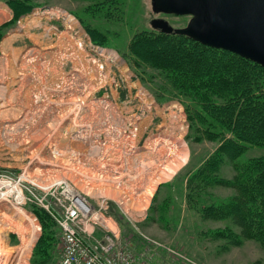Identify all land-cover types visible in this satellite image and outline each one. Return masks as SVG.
I'll return each instance as SVG.
<instances>
[{"label":"rangeland","instance_id":"374dc122","mask_svg":"<svg viewBox=\"0 0 264 264\" xmlns=\"http://www.w3.org/2000/svg\"><path fill=\"white\" fill-rule=\"evenodd\" d=\"M152 18L179 28L190 16L155 12L151 0H0V182L22 190L19 207L39 226L28 264H54L62 253L52 215L56 198L47 194L40 202L44 187L32 182L57 175L91 201L104 199L127 242L138 244L142 233L189 264H264V192L251 196L254 188L264 189V71L237 100L235 90L196 69L206 58H196L185 37L165 36ZM145 38L175 47V61H149ZM188 51L196 53L187 57ZM191 58L195 66L187 62ZM84 96V106L77 107ZM225 107H232L231 120ZM4 125L24 131L4 133ZM80 132L85 138L76 137ZM173 136L182 141L178 156L185 157L145 207H125L115 194H89L68 169L37 159L51 160L57 148L62 163L95 174L102 168L115 178L134 171L136 159L147 161L155 145ZM230 138L245 148L234 152ZM106 145L107 167L99 161L95 166L89 155ZM23 170L31 176L23 177ZM149 170L142 184L135 179L122 186L126 199L143 192ZM14 209L7 206L0 214ZM245 213L252 221V213L261 218H255L262 231L257 237L243 223ZM4 233L3 247L13 255L21 238L17 231Z\"/></svg>","mask_w":264,"mask_h":264},{"label":"bare ground","instance_id":"6f19581e","mask_svg":"<svg viewBox=\"0 0 264 264\" xmlns=\"http://www.w3.org/2000/svg\"><path fill=\"white\" fill-rule=\"evenodd\" d=\"M67 16H68V19L69 18H70V20L73 19L72 16H70V15H67ZM47 53H49V52H46L43 54H47ZM98 74H100L99 71H98ZM75 90H77V89H75ZM3 95H5V94H2L1 96H3ZM85 98L86 97L84 96L79 103L76 102V106L77 107L80 105H81V107L84 106L85 101H86ZM0 99H1V97H0ZM86 105H87V103H86ZM73 123H75V122H73ZM4 126H5L4 133L11 132V131H13V132L24 131L21 129L20 126L16 127V128H12V127L10 128V127H8L9 125H4ZM168 129L169 128H167L166 130H168ZM85 135H86L85 133L82 134L80 132L78 134V136L76 135V137L85 138L84 137ZM95 135H97V134H95ZM170 138L173 139L174 136L170 137ZM87 139L90 140L91 137H87ZM91 142H92V139H91ZM157 142H159V140ZM181 143H182V141L179 138H176V139L174 138L173 140H171L170 143L166 141L162 147L155 145L154 148L156 150L150 152V154H151L150 159H148L147 161H140L139 159H136L135 160L136 162L132 166V167H134L133 168L134 171L128 170V172L126 173L125 176L120 175V176L115 177V178H113L109 175H106L107 173H105L104 169H102V168H101V170H102L101 172H99V173L97 172L95 174L91 171L78 168L77 166H74L73 164L68 165L67 162L62 163L63 159L60 157L61 151L58 150L57 148H55L54 151L52 152L53 156H52L51 160L47 161L46 159L44 160V158H42V157H39L37 159L43 161L44 164L60 166L62 168L68 169L69 172L72 173V175H70V173H69V175H70L69 177L72 176L75 181H78L80 183L81 189L83 188V190H85L89 194H96L98 196H100V195L106 196V195H110V194H115V196H117L119 198V200H121V203L125 207H132V208L137 207L138 208V207H145L146 206L150 197L153 195V192H154V189L156 188V185L160 181L169 177L175 171V168L178 167V165L180 164V160L184 159L185 156L181 152H180L181 155L178 156L179 149L177 148V146H179V144H181ZM101 148H103V150H100ZM101 148L96 149L89 156L90 157L92 156L90 158L91 160L96 161V162L99 161L100 163H104L101 165L106 166V163H105L106 157H107L106 151H107L108 146L107 147H101ZM113 151H114V149H113ZM147 153H149V151ZM171 156L172 157L176 156V157L170 160L169 158H171ZM179 157H180V159H179ZM163 159H165V160H163ZM164 161L166 163L163 164V168H161L160 164ZM99 162H98V164L95 163V166H100ZM146 169H150L148 172L149 174H147V177H146L148 179H151L150 182L147 181L148 179H145V182L146 181L148 182V184H146L147 186L143 187V189H144L143 192L138 193V196L134 200L126 199V196H124L125 194L124 195L121 194V191L123 190L122 186L123 185L124 186L125 185L131 186L134 183L135 179H136V184H142L143 178H144V176H146V173H145ZM23 172H24V170H23ZM151 174H153V175L151 176ZM62 175L65 176V174H62ZM22 176L23 177H30L31 175H30V173H27L25 171L24 173H22ZM141 176H143V177H141ZM56 177L55 176L54 177L49 176V178L44 181V178L37 176V178H35L34 180L32 179V182L37 181L36 182L37 185H39V186L43 185V187L45 189V188H48L50 186L53 187V186L59 185L58 183H60V182H58V179H56ZM126 177H127V179L125 180ZM63 181L68 183V186L70 187V189H72V190L75 189V186L71 185L70 182L67 181V179L63 180ZM75 181H74V183H75ZM131 181H133V182H131ZM100 183H102V185L103 184L104 185L102 186ZM3 186L7 187V189L5 191L0 190V201L1 200H6V201L3 202L2 204H0V210H2L3 208H5L7 206H9L10 208H15V209L13 210V213L10 215L6 214V212H3L2 214H0V264H28L27 263V254L29 253L33 243L36 241V239L38 237L39 226L36 223L35 219L30 214H28L26 211H24L22 208L19 207V203H21L24 200V194H23L22 190L15 185H11L10 182L7 180H5ZM3 186H2V183L0 182V189ZM110 187H112V188H110ZM75 190H77V189H75ZM11 196H14V198L10 199ZM15 216H17L19 218V221L15 219ZM5 230L17 231L20 238H21V241H22L20 248L13 255L11 254L12 252L9 253L10 252V251H8L9 249L7 250L5 248V246L3 247V245H4L3 239H5L4 238L5 237V233H4Z\"/></svg>","mask_w":264,"mask_h":264},{"label":"built area","instance_id":"2783aa9c","mask_svg":"<svg viewBox=\"0 0 264 264\" xmlns=\"http://www.w3.org/2000/svg\"><path fill=\"white\" fill-rule=\"evenodd\" d=\"M42 189L40 202L47 194L56 198L58 211L53 213L60 228L62 253L54 264H189L171 248L161 249L142 233L143 244L127 242L117 221L109 214L102 199L95 203L68 183ZM48 207V205H45Z\"/></svg>","mask_w":264,"mask_h":264},{"label":"water","instance_id":"95a60500","mask_svg":"<svg viewBox=\"0 0 264 264\" xmlns=\"http://www.w3.org/2000/svg\"><path fill=\"white\" fill-rule=\"evenodd\" d=\"M151 1L155 12L190 16L179 28L164 18H152L153 27L237 53L264 67V0Z\"/></svg>","mask_w":264,"mask_h":264},{"label":"trees","instance_id":"16d2710c","mask_svg":"<svg viewBox=\"0 0 264 264\" xmlns=\"http://www.w3.org/2000/svg\"><path fill=\"white\" fill-rule=\"evenodd\" d=\"M163 34H165V36L167 35V36L185 37V40L190 43L186 46H191V48H189V49L197 51V53L192 52V51H191V53L192 54L196 53V56H195L196 58L199 56H201L203 59L206 58V61H202L200 66H195V64H193L195 58H191L189 61L187 60V62H189V64L197 67L196 69L200 70V73H203L204 76L209 77V78H215L216 80H218L219 83H221L223 85V88L229 89V91H231V93H232V89L235 90L234 93L236 95L237 100H239L240 97L243 94H245V92L248 93V91H250L249 85H250V82H252L251 80H253L255 74L259 75L261 72L264 71V67H262L260 64L254 62L250 59H247V58H245V57H243L237 53H234V52H231V51H228L225 49L207 46L205 44H202V43H200L194 39H191L185 35H182V34L178 35L176 33H165V32H163ZM160 44H164L165 46L161 47ZM141 45L149 53V54L147 53V58L149 61L154 62L155 60L158 59V57H159V60H162L164 62V64L170 63L174 60L173 58L175 57V53H174L175 47H173V46L169 47V46H167V44L159 42V40L147 39V38H145L141 41ZM155 46L158 47V49H160L162 51L158 52L157 48H155ZM159 46L161 48H159ZM162 52H163V55H160ZM192 54H190V51H188L187 55L185 54V56H187V57L190 55L193 56ZM214 55H218V58H215V59H218V61L216 60L215 65H213L214 67H216L215 69H213V66L210 63V60H212V61L214 60L213 59ZM160 57H162V58H160ZM221 61H225L226 63L221 62ZM218 72L220 74H218ZM229 105L232 106L233 103L230 102ZM224 111L226 112L229 120H231L232 116H233L232 107H229V108L225 107ZM242 122H245V121L243 120ZM241 136H245V134H243V135L241 134ZM242 139L245 140L246 138L242 137ZM228 140L230 143V147H231V145H233L234 152H236V153L245 148V147H243L242 141H238L237 139L232 140L231 138ZM255 141H257V139H255ZM263 175H264V172H263ZM258 192L263 193L264 189H261L260 187H259V189L254 188L253 192H251V194H253V195H251V196L252 197L255 196ZM108 211L110 212V210H108ZM252 214H253V216L251 215V217H253L254 220L252 221L249 217L246 216V213H245L244 214L245 220L243 221V223L245 225H247V223H250V227H253V234L257 237V235H259V233H262V231L258 230V223L255 222V218L257 220H260L261 218L258 216L257 213H252ZM250 220H251V222H250ZM59 230H60V228H59ZM138 238L140 239L141 237L138 236ZM138 243H139V245L143 244L141 240Z\"/></svg>","mask_w":264,"mask_h":264}]
</instances>
